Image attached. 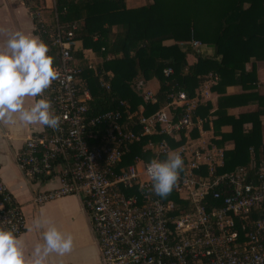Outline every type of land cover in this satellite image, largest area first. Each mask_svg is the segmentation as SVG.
<instances>
[{"label":"built area","instance_id":"1","mask_svg":"<svg viewBox=\"0 0 264 264\" xmlns=\"http://www.w3.org/2000/svg\"><path fill=\"white\" fill-rule=\"evenodd\" d=\"M32 5L29 13L54 47V66L61 73L43 94L61 119L59 129L31 132L16 153L26 177L57 181L49 188H38L33 201L79 194L102 264H264V161L216 172L224 146L212 141L196 144L188 134L192 127L197 134L202 128V119L193 109L204 101L206 90H195L191 96L183 90L172 91L167 101L147 115L142 113L143 104L130 111L123 99L117 102L119 107L90 112V92L82 71L85 67L96 73L97 64L85 55L90 47L80 50L83 63L72 53L78 22L60 27L54 0L49 4L50 22L42 16L44 4ZM185 43L208 53V46L199 39L191 37ZM162 71L168 74L172 69L165 66ZM207 76L212 82L217 77L211 72ZM98 80L108 88L102 76ZM139 96L143 102L156 101L155 91L146 84L141 85ZM40 98L35 97L34 103ZM180 131L182 142L170 145L165 137L147 140L143 149L152 153L150 159L135 156L127 165L116 167L129 144L141 135L163 133L175 141ZM173 151L184 159V171L173 189L183 205L150 191V161L163 160ZM211 198L221 201L213 204ZM0 227H15L17 235L25 227L20 204L1 179Z\"/></svg>","mask_w":264,"mask_h":264},{"label":"trees","instance_id":"2","mask_svg":"<svg viewBox=\"0 0 264 264\" xmlns=\"http://www.w3.org/2000/svg\"><path fill=\"white\" fill-rule=\"evenodd\" d=\"M30 1L24 0L29 8L33 6ZM54 1L60 27L78 22L72 53L80 63L84 61L82 47H90L102 56L96 73L85 67L82 71L90 92V112L119 107L117 102L123 99L130 111L143 104L142 113L147 115L167 101L170 92L183 90L191 96L209 72L215 73L216 80L209 86L218 93L215 108L210 109L211 103L204 100L195 105L193 112L202 119V128L211 116L214 144L232 143L223 149L222 163L216 166V172L264 161L259 119L264 113V93L256 90L259 78L255 64L256 60H264V0H147L133 7H126L124 0ZM34 26V33L48 44L55 63L54 47L41 28ZM191 37L210 46L211 53H201L177 42ZM169 38L173 41L162 42ZM189 53L194 57L192 61L187 59ZM165 66H170L172 71L164 74ZM105 71L110 75H105ZM99 76L108 82L107 89L99 83ZM152 77L158 82L156 101L143 102L140 87ZM228 84H238L242 91L225 93ZM246 102L255 103V107L236 115L226 111L229 106ZM245 123L249 126H244ZM223 124H228L229 130H221ZM188 134L195 137L197 129L192 127ZM161 137L170 145L184 140L182 131L175 141L163 133L141 135L129 144L116 167L127 165L135 156L150 159L152 153L143 149V144ZM167 198L176 205L184 203L173 191ZM210 201L219 204L221 200Z\"/></svg>","mask_w":264,"mask_h":264},{"label":"crops","instance_id":"3","mask_svg":"<svg viewBox=\"0 0 264 264\" xmlns=\"http://www.w3.org/2000/svg\"><path fill=\"white\" fill-rule=\"evenodd\" d=\"M33 2L30 1V4ZM130 0H124L126 7L134 6L130 4ZM147 2L143 0L141 4ZM39 3L44 4L41 9L42 16L48 21H51L52 14L49 7L50 0H39ZM140 4V3H139ZM140 4V5H141ZM35 23L29 13V7L24 0H0V46H2L7 38V35L21 31L26 34L34 33ZM39 37V36H38ZM40 38V37H39ZM173 39H164L163 43H170ZM85 48V47H84ZM208 53H211L208 46ZM87 59L94 64L100 63L102 56L96 54L91 48H86L84 51ZM110 55H106L109 57ZM191 54L187 56L188 61L194 59ZM256 72L259 78V83L256 85V90L259 93H264V60H256ZM248 63L245 64V67ZM213 82L208 76H205L202 83L196 90L203 88L206 90L204 100L211 103V108L216 106L218 93L211 90L209 86ZM145 84L150 89L156 91L158 82L155 78H149ZM242 91L238 84H228L225 86V93H235ZM34 104V98H25V107H30ZM251 106V107H250ZM254 108L255 103L246 102L240 105H233L226 108L228 113L236 115L238 112L244 111L242 108ZM242 109V110H241ZM246 110V109H245ZM249 110V109H248ZM207 126L201 128L195 137L191 140L196 144H207L211 142L212 137H216L212 132L211 116H209ZM262 123V138L264 142V113L260 114ZM244 126H249L245 123ZM41 125H24L18 120L12 125H0V179L4 182L7 188L11 191L15 199L20 204L24 214V230L18 234L23 241L26 255L31 256L36 244H43V231L45 228H37L36 221H50L56 227L66 233L71 234L74 238L73 249L70 253L63 256L51 254L47 258V264H102L100 250L94 231L92 230L90 217L86 209L81 203V197L77 193H67L53 198L46 199L42 202L35 203L32 199L33 193L38 189H46L56 185L55 180H44L37 182L34 179L26 177L19 168L16 161V153L22 145L25 136L36 131ZM221 130H229V125L220 126ZM231 142H225L224 148L231 147Z\"/></svg>","mask_w":264,"mask_h":264},{"label":"clouds","instance_id":"4","mask_svg":"<svg viewBox=\"0 0 264 264\" xmlns=\"http://www.w3.org/2000/svg\"><path fill=\"white\" fill-rule=\"evenodd\" d=\"M6 31V30H0ZM47 43L38 36L15 31L7 35L0 46V125H12L18 120L24 125H41L57 130L61 119L52 111L50 100L44 97L61 73L54 66ZM41 97L30 107L25 98ZM184 171V159L179 152H168L163 160L152 159L147 167L151 178V193L166 199ZM43 231L44 243L36 244L31 256L26 255L23 241L15 227H0V264H47L51 254L63 256L72 251L74 238L60 231L50 221H36Z\"/></svg>","mask_w":264,"mask_h":264},{"label":"rangeland","instance_id":"5","mask_svg":"<svg viewBox=\"0 0 264 264\" xmlns=\"http://www.w3.org/2000/svg\"><path fill=\"white\" fill-rule=\"evenodd\" d=\"M141 2H143V0H130V3L132 4V5H134V6H138V5H140L141 4ZM129 2H128V4H130ZM140 3V4H139ZM130 4V5H131ZM131 7H133V6H131ZM172 39V38H171ZM185 41L186 40H177V42L180 44V45H182V46H187V44L185 43ZM209 49V48H208ZM210 49L212 50V48L210 47ZM203 53H205V52H203ZM191 54V56H192V53H189V55ZM191 56L190 57H188V58H191ZM251 107V106H250ZM242 109H244V111H247L248 109L249 110H251V109H253V107L252 108H242ZM241 109V110H242ZM246 109V110H245ZM260 119V118H259ZM263 119L261 118L260 119V129H261V140H263V138H262V123H261V121H262ZM224 125V124H223Z\"/></svg>","mask_w":264,"mask_h":264}]
</instances>
